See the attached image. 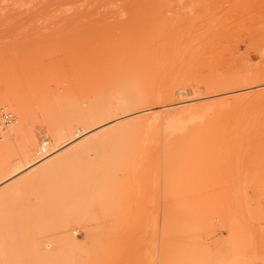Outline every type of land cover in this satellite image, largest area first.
Instances as JSON below:
<instances>
[{
    "label": "rangeland",
    "instance_id": "374dc122",
    "mask_svg": "<svg viewBox=\"0 0 264 264\" xmlns=\"http://www.w3.org/2000/svg\"><path fill=\"white\" fill-rule=\"evenodd\" d=\"M1 111L0 264H264V0H0Z\"/></svg>",
    "mask_w": 264,
    "mask_h": 264
},
{
    "label": "bare ground",
    "instance_id": "6f19581e",
    "mask_svg": "<svg viewBox=\"0 0 264 264\" xmlns=\"http://www.w3.org/2000/svg\"><path fill=\"white\" fill-rule=\"evenodd\" d=\"M185 3V2H184ZM186 4V3H185ZM184 7V6H183ZM185 9H186V7H185ZM189 9V8H188ZM173 99H175V98H173ZM173 102V101H172ZM185 102V101H184ZM182 103H183V100H182ZM186 103V102H185ZM177 104H181V101L179 100V102H173V103H168V104H164L163 106L164 107H166V108H169L170 106H173V105H177ZM158 109V108H157ZM149 110V108L148 109H146V110H143L142 109V113L143 112H146V111H148ZM139 113H140V111H139ZM154 114V113H153ZM155 116V115H154ZM12 121V120H11ZM11 123V122H10ZM167 123V122H166ZM154 125V124H153ZM16 127V126H15ZM188 127V126H187ZM186 127V129H188ZM198 128V127H197ZM168 129V128H167ZM175 129V128H174ZM200 129H201V127H200ZM202 129H203V127H202ZM166 130V129H165ZM189 130V129H188ZM180 131V130H179ZM182 131V130H181ZM201 131V130H200ZM204 131V130H203ZM201 133V132H200ZM167 134V133H166ZM202 134V133H201ZM203 134H204V132H203ZM96 135V134H95ZM197 135V134H196ZM205 135V134H204ZM172 136V135H171ZM170 136V137H171ZM173 136H174V133H173ZM184 136H185V134H184ZM202 136V135H201ZM212 136V135H211ZM166 137V136H165ZM170 137H168V138H170ZM188 137V136H187ZM197 137H199V136H197ZM203 137V136H202ZM73 141V139L71 140V142ZM77 143H80V142H77ZM48 146H49V141H48ZM199 146V145H198ZM48 148V147H47ZM47 150V149H46ZM46 152V151H45ZM44 152V153H45ZM49 154V152H46L45 154H43V155H41L40 154V152L39 151H37V155H39L40 157H45V156H47ZM28 157L30 158V160L31 161H34L35 160V156H34V152L33 151H30L29 150V152H28ZM25 159V158H24ZM26 165V164H25ZM29 167V166H28ZM8 174V173H7ZM7 174H4V175H7ZM5 177H7V176H5ZM3 178H4V176H3ZM193 224V223H192ZM196 225V224H195ZM172 228H173V226H172ZM169 230H170V228H169ZM172 231V230H171ZM175 231H176V229H175ZM179 231V230H178ZM172 232H174V231H172ZM172 245V244H171ZM150 262V261H149Z\"/></svg>",
    "mask_w": 264,
    "mask_h": 264
},
{
    "label": "built area",
    "instance_id": "2783aa9c",
    "mask_svg": "<svg viewBox=\"0 0 264 264\" xmlns=\"http://www.w3.org/2000/svg\"><path fill=\"white\" fill-rule=\"evenodd\" d=\"M12 119H13V115L11 112L1 111L0 112V131H2L4 126L9 124ZM47 147H48V140H42L40 143V150H39L40 154H43L46 151Z\"/></svg>",
    "mask_w": 264,
    "mask_h": 264
}]
</instances>
